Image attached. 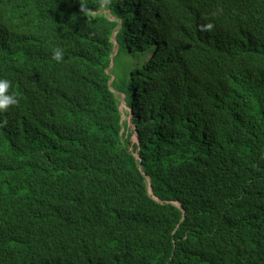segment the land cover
Segmentation results:
<instances>
[{
  "label": "trees",
  "instance_id": "1",
  "mask_svg": "<svg viewBox=\"0 0 264 264\" xmlns=\"http://www.w3.org/2000/svg\"><path fill=\"white\" fill-rule=\"evenodd\" d=\"M0 77V264H264V0H0Z\"/></svg>",
  "mask_w": 264,
  "mask_h": 264
},
{
  "label": "clouds",
  "instance_id": "2",
  "mask_svg": "<svg viewBox=\"0 0 264 264\" xmlns=\"http://www.w3.org/2000/svg\"><path fill=\"white\" fill-rule=\"evenodd\" d=\"M211 23L203 26L205 30H211ZM64 57V50L60 46L51 48V60L60 63ZM11 82L7 78L0 77V113L6 112L10 107L18 104L17 94L10 92ZM135 140V137H134Z\"/></svg>",
  "mask_w": 264,
  "mask_h": 264
},
{
  "label": "rangeland",
  "instance_id": "3",
  "mask_svg": "<svg viewBox=\"0 0 264 264\" xmlns=\"http://www.w3.org/2000/svg\"><path fill=\"white\" fill-rule=\"evenodd\" d=\"M121 109L124 114V120L130 122V109L124 103H122Z\"/></svg>",
  "mask_w": 264,
  "mask_h": 264
}]
</instances>
